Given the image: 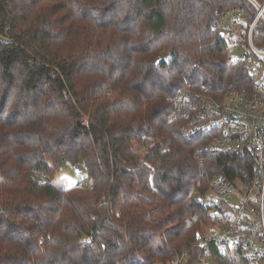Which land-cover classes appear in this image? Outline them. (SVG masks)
<instances>
[{
    "label": "trees",
    "instance_id": "trees-1",
    "mask_svg": "<svg viewBox=\"0 0 264 264\" xmlns=\"http://www.w3.org/2000/svg\"><path fill=\"white\" fill-rule=\"evenodd\" d=\"M232 7L255 15L247 0H0V264L208 257L197 193L243 165L186 139L173 99L249 86L220 38ZM80 163L87 179L55 183Z\"/></svg>",
    "mask_w": 264,
    "mask_h": 264
},
{
    "label": "built area",
    "instance_id": "built-area-1",
    "mask_svg": "<svg viewBox=\"0 0 264 264\" xmlns=\"http://www.w3.org/2000/svg\"><path fill=\"white\" fill-rule=\"evenodd\" d=\"M247 1L253 18L245 8L232 7L221 16L219 29L227 49L238 53L233 59L245 62L249 86L230 88L222 100L180 90L173 99L174 119L186 122V139L210 138L203 151L231 153L243 165L235 178L215 177L205 192L197 193L210 219L200 239L201 253L264 264V0ZM196 160L205 176V157L198 155ZM209 192L214 195L209 197ZM210 226L215 227L213 235ZM193 251L194 255L182 251L159 264L207 261L208 257L197 256V246Z\"/></svg>",
    "mask_w": 264,
    "mask_h": 264
},
{
    "label": "rangeland",
    "instance_id": "rangeland-1",
    "mask_svg": "<svg viewBox=\"0 0 264 264\" xmlns=\"http://www.w3.org/2000/svg\"><path fill=\"white\" fill-rule=\"evenodd\" d=\"M230 55L233 58H236L238 56V53L236 51H232L230 52ZM134 146L135 148H137L138 154H141L142 156L145 154L146 149L144 148V146H139V145H134ZM84 179H87V174H86L85 167L82 163H80L77 169L72 168V166H70L69 164H63L55 172V183L63 189L73 188L77 185L78 182ZM212 195H214L213 192L208 193L209 197H211ZM214 229H215L214 226H210V231H212L210 235H213V231H215ZM188 261L192 262V264H215V261L212 255H209L205 263L200 262L199 260L194 261V259H189Z\"/></svg>",
    "mask_w": 264,
    "mask_h": 264
},
{
    "label": "water",
    "instance_id": "water-1",
    "mask_svg": "<svg viewBox=\"0 0 264 264\" xmlns=\"http://www.w3.org/2000/svg\"><path fill=\"white\" fill-rule=\"evenodd\" d=\"M220 38H223V34L222 33L220 34ZM198 239H200V236L198 237Z\"/></svg>",
    "mask_w": 264,
    "mask_h": 264
},
{
    "label": "clouds",
    "instance_id": "clouds-1",
    "mask_svg": "<svg viewBox=\"0 0 264 264\" xmlns=\"http://www.w3.org/2000/svg\"><path fill=\"white\" fill-rule=\"evenodd\" d=\"M200 239H201V237H200ZM200 239H199V240H200Z\"/></svg>",
    "mask_w": 264,
    "mask_h": 264
}]
</instances>
